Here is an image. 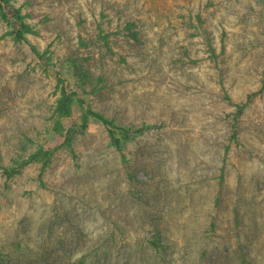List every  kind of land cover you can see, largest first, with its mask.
<instances>
[{
    "label": "rangeland",
    "instance_id": "obj_1",
    "mask_svg": "<svg viewBox=\"0 0 264 264\" xmlns=\"http://www.w3.org/2000/svg\"><path fill=\"white\" fill-rule=\"evenodd\" d=\"M10 2L0 264H264V0Z\"/></svg>",
    "mask_w": 264,
    "mask_h": 264
},
{
    "label": "trees",
    "instance_id": "obj_2",
    "mask_svg": "<svg viewBox=\"0 0 264 264\" xmlns=\"http://www.w3.org/2000/svg\"><path fill=\"white\" fill-rule=\"evenodd\" d=\"M0 10L2 12V17L4 19L10 20L12 25H13L12 33L14 35L15 41L18 43H23L25 41V38H24L25 24L22 21V17L20 15V12L13 7L10 0H0ZM64 87H65V85H64ZM65 91H67L66 88L64 89V92ZM70 94L77 95L78 93L76 91H71ZM81 103L84 104L83 105L84 110H85L84 120H87V116L89 114L95 115V113H93V111L90 110V108L87 107L82 100H81ZM243 108H244V105H241L239 107V112H242ZM95 116L100 117L98 114H96ZM100 119H102L103 122L108 126L112 141L117 145V147L120 146V140L115 135L113 123L104 119L103 117H100ZM234 136H235V134H234Z\"/></svg>",
    "mask_w": 264,
    "mask_h": 264
}]
</instances>
